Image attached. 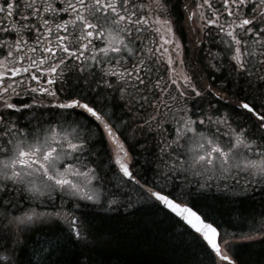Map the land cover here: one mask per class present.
<instances>
[{"label": "snow or ice", "instance_id": "obj_1", "mask_svg": "<svg viewBox=\"0 0 264 264\" xmlns=\"http://www.w3.org/2000/svg\"><path fill=\"white\" fill-rule=\"evenodd\" d=\"M181 8L203 34L192 56L174 28ZM209 35L217 50L200 67ZM137 149L151 157L140 178ZM214 180L235 217L189 199ZM257 185L264 0H0V264H22L18 253L48 233L78 248L75 264H100L93 254L117 238L100 210L122 209L130 228L143 207L186 241L178 264H245L237 242L264 243V202L244 206Z\"/></svg>", "mask_w": 264, "mask_h": 264}, {"label": "trees", "instance_id": "obj_2", "mask_svg": "<svg viewBox=\"0 0 264 264\" xmlns=\"http://www.w3.org/2000/svg\"><path fill=\"white\" fill-rule=\"evenodd\" d=\"M117 116L123 117V113L117 110ZM127 119L128 117H123ZM115 119V117L113 118ZM101 155L96 158V162L104 160L107 164V158L104 156V149L100 144L96 145ZM134 157L136 172L140 178L141 171L147 167L146 159L151 157L140 150L131 151ZM89 159H92L89 157ZM103 174V172L101 173ZM152 173L148 172L147 178H151ZM143 182V179L141 180ZM163 183V182H161ZM126 190L132 194L135 201L138 189L133 188L129 183L125 186ZM191 197L202 211L209 213L214 219L227 220L229 214L235 217L234 209L238 207L237 202L231 200L214 199L209 200L207 196ZM264 202V193L257 198L250 197L244 202V206L255 208L258 213L261 211V205ZM101 216L112 215L114 219L110 222L113 229L117 232L116 240L107 248L101 249L93 255L100 261V264H178L184 258L187 247L184 238L179 236L178 230L173 229L172 221L164 212H156L150 208L143 207L136 214L138 223H133L130 228L124 227V221L119 220L122 209L117 212L105 213L102 210ZM132 220V217H129ZM95 223L100 224L101 219L98 216ZM105 223H109L106 222ZM238 230V229H233ZM244 230H247L246 228ZM35 243H29L27 249L21 255L22 264H75L78 258V248L74 247L61 235L48 233L34 237ZM236 254L245 262V264H264V243L259 240L248 242H237ZM43 249V251H40Z\"/></svg>", "mask_w": 264, "mask_h": 264}, {"label": "flooded vegetation", "instance_id": "obj_3", "mask_svg": "<svg viewBox=\"0 0 264 264\" xmlns=\"http://www.w3.org/2000/svg\"><path fill=\"white\" fill-rule=\"evenodd\" d=\"M145 3L148 2V0H144ZM177 22L174 24V28L179 30L178 34L182 35V44L186 49H189V56H192L193 53L191 51V44L190 41L193 39H197L200 36H202V33H190V29H192L195 25L192 21H186V13H184L183 8L180 10V15L177 17L174 14L173 17ZM215 41L211 35L208 37H205L204 40L197 46L200 51H197L195 53V56L193 57L194 63L199 65L200 67H203L207 63V53L209 50L216 51ZM185 71L189 72L191 74L192 69L186 66ZM163 74V73H162ZM208 78L212 79V74H208ZM230 94V93H229ZM215 103V101H213ZM204 107L207 108V104H204ZM264 192H262L259 188V186H256V190L251 193L252 198H257L259 195H262Z\"/></svg>", "mask_w": 264, "mask_h": 264}, {"label": "rangeland", "instance_id": "obj_4", "mask_svg": "<svg viewBox=\"0 0 264 264\" xmlns=\"http://www.w3.org/2000/svg\"><path fill=\"white\" fill-rule=\"evenodd\" d=\"M217 182L218 181H215L214 180L212 182L211 188L204 190V192H203L204 195L203 194H200L199 191L197 190V192H194L192 195L189 196V199H191V197H195L196 198V197H198L197 195L200 194L199 196H207L209 198V200H211V201H214V199H220V198H222L224 200L231 201L232 199L230 197L229 198H225L222 195V193H220V192L217 191ZM229 182H231V180ZM241 183H243V180H241ZM220 187L221 188L223 187V183H220ZM255 188H256V186H255ZM245 231H247V230H245Z\"/></svg>", "mask_w": 264, "mask_h": 264}, {"label": "bare ground", "instance_id": "obj_5", "mask_svg": "<svg viewBox=\"0 0 264 264\" xmlns=\"http://www.w3.org/2000/svg\"><path fill=\"white\" fill-rule=\"evenodd\" d=\"M220 194V193H219ZM204 195V194H203ZM260 196V195H259ZM256 242V241H255Z\"/></svg>", "mask_w": 264, "mask_h": 264}]
</instances>
